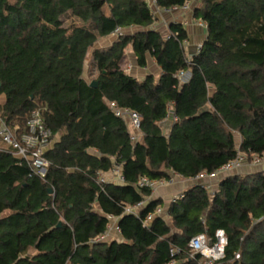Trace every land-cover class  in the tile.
Listing matches in <instances>:
<instances>
[{
  "label": "trees",
  "instance_id": "1",
  "mask_svg": "<svg viewBox=\"0 0 264 264\" xmlns=\"http://www.w3.org/2000/svg\"><path fill=\"white\" fill-rule=\"evenodd\" d=\"M66 13L74 20L63 25ZM192 17L205 36L187 55L186 28L170 22L162 33L146 0H0V118L19 137L39 109L55 138L42 177L0 147V264H200L189 239L219 228L227 242L212 264H264V169L225 173L212 191L194 181L143 224L163 200L137 187L139 177L193 178L237 152L264 153V0H195ZM115 27L123 33L95 47ZM127 48L138 67L152 57L158 75L121 69ZM89 56L96 86L83 76ZM109 101L139 114L137 141ZM115 163L124 181L99 182ZM140 201L137 215L124 211ZM107 214L121 240H96Z\"/></svg>",
  "mask_w": 264,
  "mask_h": 264
},
{
  "label": "built area",
  "instance_id": "2",
  "mask_svg": "<svg viewBox=\"0 0 264 264\" xmlns=\"http://www.w3.org/2000/svg\"><path fill=\"white\" fill-rule=\"evenodd\" d=\"M149 6L152 8L154 13L162 10L164 12L171 11L173 9H182L184 11L191 10V5L194 0L185 1L181 6H172L168 8H158L155 5V0H146ZM192 22H195L197 25L205 28V24L201 20L191 18ZM123 33V29L120 27H115L111 34L114 38L120 36ZM200 43L196 45V49H199ZM130 69V65H127L126 70ZM178 78L180 81H184L187 79L186 72H179ZM109 108L112 112L125 120L127 122L130 134V140L132 142L137 141L141 137V129H140V116L139 114L132 109L126 107H119L114 101L108 102ZM174 120V115L169 114ZM27 131L22 133L19 137L14 135V132L7 127L4 121L0 118V147L5 149H10L11 153L28 163L30 169L33 174H36L40 177L44 176L47 168H48V160L44 156V151L50 147L53 142V136L51 131L45 127L39 109H35L31 112L30 117L26 121ZM246 155L241 152H237L236 156L227 161L221 167H219L216 171L207 173L200 172L193 177L194 181H212L217 179L220 174H225L234 171L239 168L241 164L246 161ZM251 163L256 166L264 165V153L262 154H252ZM110 175L108 177L104 176V172H99L97 175V180L99 182H120L124 181L123 175L121 173V164L115 163L113 167L109 170ZM179 175L170 172L169 179H149L145 176L139 177L137 181V187H148L151 190V194L156 192V190L166 184H172L173 180L175 181L176 177ZM178 195V194H177ZM175 195L171 200H173ZM170 200V201H171ZM144 201L137 202L134 205L125 207L124 211L127 213H133L137 215L138 209L142 207ZM166 210H163L162 206H156L154 210L148 213L144 220L143 224H147L149 221L153 219V217L157 215H164ZM110 231H115L117 233L120 232V228L118 225V217L107 214V222L105 230L96 237V240H102L107 235H109ZM226 236L224 230L219 228L214 232L213 237H209L206 233H198L191 237L188 241V247L190 251V256L192 257L194 254H199L202 257L200 264H212L221 258L224 257V247L226 245ZM179 249L177 247L170 248V255L178 253ZM175 260L171 259L168 264H174Z\"/></svg>",
  "mask_w": 264,
  "mask_h": 264
},
{
  "label": "crops",
  "instance_id": "3",
  "mask_svg": "<svg viewBox=\"0 0 264 264\" xmlns=\"http://www.w3.org/2000/svg\"><path fill=\"white\" fill-rule=\"evenodd\" d=\"M194 1L192 2V5H191L192 7L194 4ZM192 7H191V10H189V11H184V10L178 8V9H173V10L168 11V12H164L162 10H159L158 12L154 13L155 21L153 23V26L155 28L159 29L160 31H162V33H164V34L168 33V24L170 22L182 23V25L186 28L188 38L183 43V46H184V49H185L187 55H189L193 51H195L196 45L198 43H200L205 36V29L203 27L197 25L195 22L191 21ZM114 39H115L114 36L110 33L109 35H107L103 38H100L95 43V47H97V48L107 47ZM147 59L148 60H147L146 67H138L137 65H135V57L133 55V52L131 51L130 48H127L125 54L123 55V58L121 59V61L119 63V65H120V68L125 70V71H127L126 70L127 65H130V69L128 70V73L132 74L138 80L143 79L147 73H152L155 76H157L159 73V67L155 64L152 57H148ZM86 63L91 64L90 56H89L88 60L86 61ZM86 63H85V65H86ZM90 67L93 68L92 65ZM84 72H85V67H84ZM186 73H187V77H188V72H186ZM83 76H84V74H83ZM0 98H1V96H0ZM172 122H173V119L170 115L163 120L162 127H163V130H165V132L168 131ZM54 141H55V138L53 139V142ZM243 169L244 170L241 173H247V172H251V171L264 169V165H263V167H261L259 169L256 168L254 170H252V169L248 170L247 167H245ZM103 174H104V176L108 177L110 175V172L108 170V171L104 172ZM223 175L224 174H220L219 176H223ZM176 180L177 181L175 183L166 184V185L159 187L156 190V192H154L152 194V197H160L163 200V204H162L163 210H166V205L175 195L181 193L185 188H187L188 185H190L191 183L194 182L193 178H183L181 176L176 177ZM207 187H208V189L210 188L209 186H207ZM210 189H209V191H210ZM113 239L121 240L122 239L121 233L120 232L117 233L115 231H110L109 235H107L102 240L103 241H110Z\"/></svg>",
  "mask_w": 264,
  "mask_h": 264
},
{
  "label": "rangeland",
  "instance_id": "4",
  "mask_svg": "<svg viewBox=\"0 0 264 264\" xmlns=\"http://www.w3.org/2000/svg\"><path fill=\"white\" fill-rule=\"evenodd\" d=\"M61 20H62L63 25H68L71 21L74 20V18L70 15V13H66V14L61 16ZM90 66H91L90 63H86L85 72H84V77L88 81L94 79L96 74H97L96 71L93 68H91ZM0 100H1V102L3 101L2 96H1ZM238 140L239 139H237V143H238ZM245 167H247L248 170L249 169L254 170L256 168L259 169V168L263 167V165H260V166L253 165L251 163V158L249 159L246 157V161H244L239 168L235 169L233 171V173H241V172H243V170H244L243 168H245ZM176 181H177L176 179H175V181L173 180V183H175ZM216 181L217 180H212V181H206L204 183H206V185L211 188L210 191H212L214 189V185H215Z\"/></svg>",
  "mask_w": 264,
  "mask_h": 264
},
{
  "label": "water",
  "instance_id": "5",
  "mask_svg": "<svg viewBox=\"0 0 264 264\" xmlns=\"http://www.w3.org/2000/svg\"><path fill=\"white\" fill-rule=\"evenodd\" d=\"M89 84H90L91 86H96V85H97V82H96L95 80H91V81L89 82ZM48 192H51V189H48Z\"/></svg>",
  "mask_w": 264,
  "mask_h": 264
}]
</instances>
